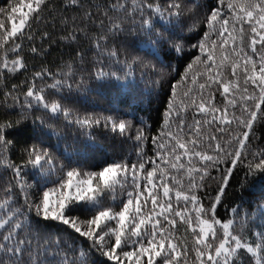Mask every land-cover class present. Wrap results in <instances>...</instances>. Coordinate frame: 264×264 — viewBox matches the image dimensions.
Instances as JSON below:
<instances>
[{
  "label": "snow or ice",
  "instance_id": "obj_1",
  "mask_svg": "<svg viewBox=\"0 0 264 264\" xmlns=\"http://www.w3.org/2000/svg\"><path fill=\"white\" fill-rule=\"evenodd\" d=\"M49 3L50 0H13L7 8L0 7V17H4L0 19V75L25 69L20 56L23 41L35 39L33 26L43 19L41 13ZM218 4L203 21L196 20L194 10L187 8L188 19L192 21L187 30L196 32L201 23L207 30L191 45L199 55L186 66L179 83L190 79L192 85L198 84V90L187 88L178 101L177 86L172 85L162 125L154 136L148 135L152 126L146 121L141 122L142 126L135 129L133 136L131 121L112 116L74 115L54 96L65 86L71 89L72 85L63 78L72 75L70 64L67 73L42 69L33 74L31 81L13 84L3 93L4 106L18 107L19 118L0 120V167L11 171L24 203L12 207L13 185L10 183L3 188L0 264H89L91 251L106 257L112 264H245V261L264 264V229L254 232V239L245 234L251 214L241 205L229 210L227 220L220 219L217 213L237 165L246 168L245 180L257 173L264 174V149L251 151L249 148L254 126L264 121V0H227V12L222 11L225 0H218ZM68 5L80 7L81 3L68 0ZM108 9L132 16V23L138 24L139 30L148 37L154 57H158L157 46L167 44L176 57L184 54L183 37L172 39V34L157 30L152 22L153 16L165 23L173 19L179 21L185 15L183 0H165L163 6L155 0H132L131 12L126 3L114 0ZM137 14L139 21L135 18ZM85 16L91 21L93 13L87 11ZM104 16L108 19L109 32L115 34L125 30L122 22L113 20L108 11ZM100 26H104V20H100ZM79 32L87 36L84 29ZM79 32L73 27L62 39L76 41ZM48 35L44 32L40 38ZM105 40L106 35L94 37L95 47L100 49ZM31 51L36 53L37 48L32 46ZM107 55L123 65L126 77L133 76L137 67L142 76L149 73L157 76L155 84H160L165 75L164 68L159 67L163 63L159 59L153 63L133 55L120 60L116 50ZM167 67L172 68L171 62ZM226 69H230L228 74ZM96 75L121 79L116 72L107 73L103 68L97 69ZM200 77H204L203 82H199ZM45 78L52 82L46 87L37 86V81ZM25 86L26 90L21 92ZM46 88L53 90L51 97L46 96ZM216 93L223 99L222 107L215 103ZM9 98L11 103H8ZM190 108L200 118L193 115L192 122L188 123L185 114ZM40 110L44 114L36 115ZM30 115L34 117V125L47 127L51 135H58V132L54 125L46 123L45 115L49 119L62 116L68 125L74 124L81 130L101 125L103 120V127L135 142L137 160L131 163L114 161L99 171H85L74 159V154L67 150L64 153L67 163H57L51 149L38 140L22 149L24 160L17 164L7 155L16 143L10 136ZM232 125L240 132L234 134ZM212 126L220 136L209 134L205 137L204 127ZM205 139L208 151L201 150ZM149 140L154 148L152 157L144 152ZM194 159L198 167L193 164ZM225 162L229 166L223 170L216 194L205 207L196 193L206 190L208 182L217 179L212 170L220 171L219 166ZM29 166L44 181L43 190L35 200L26 192V186L31 185H27L24 169ZM173 171L186 173V190L184 182L173 175ZM118 188L124 198L117 204ZM109 196L111 202L107 203ZM181 201L183 207H180ZM77 209L87 211L88 217L81 220L72 215ZM257 211L264 217V204L258 206ZM41 221L59 222L72 229L90 242L88 251L79 250L59 235L46 232ZM178 222L191 232V246L186 238L176 235Z\"/></svg>",
  "mask_w": 264,
  "mask_h": 264
},
{
  "label": "trees",
  "instance_id": "obj_2",
  "mask_svg": "<svg viewBox=\"0 0 264 264\" xmlns=\"http://www.w3.org/2000/svg\"><path fill=\"white\" fill-rule=\"evenodd\" d=\"M12 2L13 0H0V7L7 8ZM113 2L114 0H80L81 6L74 7L68 5V0H50L48 7L41 13L43 19L33 26L35 39L31 42L23 41L20 56L24 59L25 69L15 73L3 72L0 75V120H16L19 118L18 107L15 109L5 107L3 103V93L9 91L13 84L21 85L22 82L31 81L33 74L42 69H47L52 73H67V66L70 64L72 75L63 78L72 87L69 89L65 86L62 91L54 93V96L61 99L63 104L73 111L74 115L81 117L91 115L98 118L112 116L117 120L131 121L133 136L135 135V129L142 126L141 122L146 121L152 126L148 130V135L151 137L157 134L163 122V113L167 109L168 101L171 98L172 85L177 86L178 101L183 98L182 94L187 88H193L194 92L198 90V84L192 85L190 79L184 84L179 83L186 66L199 55V52L193 49L191 45L201 38L203 31L207 30L202 23L198 26L196 32L187 30L188 25L192 23L188 19L187 8L194 10L196 20L203 21L211 9L219 6L218 0H183L186 6L185 15L179 21L173 19L171 23H165L156 16L152 17L153 25L157 30H166L165 34H172V39L183 37L181 42L184 44V54L179 57L171 52L170 44L157 46L158 57H154L151 54V48L148 46V37L139 30L138 24L132 23V16L123 11L108 9V5ZM120 2L126 3L129 12H131L132 0H120ZM155 2L160 3L162 6L165 4V0H155ZM226 4L227 0H225V7L222 9L224 12H227ZM87 11L93 13L91 21L85 16ZM105 11H108V15L113 20L122 22L125 30L115 34L109 32L108 28L110 26L108 19L104 16ZM135 18L139 21L138 14ZM0 19H4V17H0ZM100 20H104L103 27L100 26ZM8 26L10 27V22H8ZM73 27H76L78 32L79 29H84L87 36L84 32H79V38L76 41L62 39ZM245 28L247 30V26ZM44 32L49 35L41 39L40 37ZM99 35H106L107 40L102 41L101 48L97 49L93 41L94 37ZM32 46L37 48L36 53L31 51ZM111 50L118 52L120 60H124L126 57L130 58L133 55L151 60L153 63H156V60L159 59L163 62L159 67H163L165 72L161 83H153L158 77L151 73L142 76L138 67L133 76L126 77V69L123 65L117 63L115 58L107 55V52ZM78 53H82V56ZM169 62L172 64L171 69L167 67ZM99 68H103L107 73L116 72L121 79L118 80L110 75L97 77L96 71ZM193 71H195V68ZM225 71L228 74L230 69ZM238 75H241L239 71ZM189 77H191V73H189ZM60 78L61 76H57V79ZM203 80L204 77L199 78V82H203ZM51 82L50 78H45L43 81L38 80L37 86L46 87ZM24 90H26V86L20 89L21 92ZM52 93L53 90L46 88V96L51 97ZM204 95L207 98V91ZM21 99H23L22 96ZM8 103H11L10 98ZM215 103L217 106H223V99L219 93H216ZM35 114L43 115L44 113L43 110H40ZM193 115L200 118L199 114H196L195 110L190 108L185 114L188 123L192 122ZM33 118L30 115L26 121L12 131L10 136L16 143L7 155L9 159L17 164H21L24 160L22 149L38 140L51 149L57 163H67L64 156L65 150H67L74 154V159L79 161V166L85 171H99L114 161L126 160L131 163L137 160L135 142L121 136L118 132H112L110 128L103 127V120L101 125H94L92 128L81 130L74 124L68 125L62 116L49 119L48 115H45L46 123L54 125L58 132V135H51L47 127L42 128L38 124L34 125L32 123ZM231 131L237 134L240 129L232 125ZM209 134L220 136V133L215 131V126L204 127L203 135L206 137ZM225 136H227V133H225ZM233 146L235 147V144ZM249 148L251 151L264 149V121L258 122L254 126V138L251 140ZM201 150L208 151L206 139L201 146ZM144 152L147 157L154 155L151 140L145 143ZM185 164L187 166V161H185ZM193 164L199 166L195 159ZM228 166V163L225 162L219 166L220 171L213 169L212 175L217 179L209 181L206 190L196 193L205 207L209 205L215 196L218 183L221 182L220 177L223 175V170ZM245 172V167L237 165L232 178L229 180L226 195L217 208V213L220 219L227 220L230 218L229 210L232 207L241 205L242 209L251 214L252 217L245 234L250 239H254L252 234L264 229V217L257 211L258 206L264 204V174L257 173L245 180ZM172 174L184 182L186 190V173L173 171ZM24 175L27 185H31V187L26 186V192L30 199H38L43 190L44 181L30 166L24 169ZM10 183L13 185L14 200L12 207H20L24 203L23 195L15 186L11 171L0 167V202L5 198L3 188ZM241 184H243V187H241ZM48 186L50 187L51 184ZM128 190H131V188H128ZM117 197L118 204L119 200L124 198L119 188L117 189ZM106 202H111L110 196ZM173 205L176 206L174 194ZM183 206L184 202L181 201L180 207ZM188 207L191 209V205ZM2 212L3 210H0V214ZM72 215L79 216L83 220L88 217L89 213L83 209H77L73 211ZM41 225L46 229V232L51 233L53 236L59 235L67 244L73 245L79 250L88 251L90 242L67 226L51 221H41ZM176 235L186 238L189 246H191L192 234L190 231H186L185 225L178 222ZM88 260L89 264H112V262L107 261L106 257L94 251L88 253ZM245 264H247V261H245Z\"/></svg>",
  "mask_w": 264,
  "mask_h": 264
}]
</instances>
